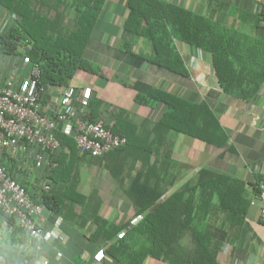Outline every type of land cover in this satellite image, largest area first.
Returning a JSON list of instances; mask_svg holds the SVG:
<instances>
[{
  "label": "crops",
  "instance_id": "0c3cea01",
  "mask_svg": "<svg viewBox=\"0 0 264 264\" xmlns=\"http://www.w3.org/2000/svg\"><path fill=\"white\" fill-rule=\"evenodd\" d=\"M127 1L106 0L84 51V59L100 76L78 71L68 85L91 89L87 119L116 129L126 145L100 158L80 155L74 146L61 149V169L67 179L62 175L56 180H65L63 185H51L42 170L17 161L12 175L27 187L29 196L48 186L63 209L58 217L43 211L40 226L47 237L33 245L20 244L18 238L10 244L14 228H1L0 264H114L97 257L103 240L101 223L128 225L141 211L193 187L198 199L205 189L202 193L210 200L201 211L206 214L202 225L212 233L219 263L264 264V222L259 221L261 207L251 192L252 185L264 180V80L254 95L227 93L210 54L175 39L172 46L181 62L178 72L146 61L154 53L150 42L128 38L123 32ZM159 1L203 18L220 17L215 13L225 8L221 23L256 41L264 40V0ZM45 13L53 35L71 33L75 17L71 9L61 10L58 19L53 10ZM13 20L0 4V35ZM22 50L23 46L20 54ZM29 70L21 57H0V84H17ZM62 90L42 88L45 117L59 109ZM161 95L176 100V123L185 122L194 136L163 123L171 109L157 98ZM232 182L243 184V189L237 188L233 198L222 196L224 185ZM237 198L241 206L233 203ZM233 214L242 217L234 229L226 218ZM144 264L162 263L146 260Z\"/></svg>",
  "mask_w": 264,
  "mask_h": 264
},
{
  "label": "trees",
  "instance_id": "16d2710c",
  "mask_svg": "<svg viewBox=\"0 0 264 264\" xmlns=\"http://www.w3.org/2000/svg\"><path fill=\"white\" fill-rule=\"evenodd\" d=\"M105 2L106 0H0L6 14L14 19L8 30L0 35V57H21L22 60H27L30 68L33 66L39 70V86L43 89L69 87L78 71L100 76V71L84 59V51ZM68 8L75 14L73 30L67 36L53 35L52 22L50 24L45 12L53 10L58 19L60 11ZM127 10L129 14L123 25L124 35L150 42L154 53L146 61L178 72L181 62L172 46L175 39L210 54L216 77L225 92L239 96L254 95L262 84L264 40L256 41L242 33V30L229 28L221 23V16L226 13L225 8H219L215 13V16L221 15L220 17L203 18L159 0H128ZM140 59L143 61L142 57ZM157 98L171 109L164 116L163 123L171 124L169 127L177 132L194 136V132L185 122L176 123L173 105L176 100L166 95ZM79 115L81 118L83 114ZM109 130L114 135L118 133L114 128ZM55 137L61 149L76 147L72 139L60 133H56ZM59 154L61 155L60 152ZM59 154L56 168L40 169L51 185H63L67 179L65 171L61 169ZM16 165L17 160L13 156L5 151L0 152V166L11 175ZM62 175L65 180H56L57 176ZM258 183L251 186L254 197L258 194ZM21 185L28 192L27 187ZM224 186L226 188L222 191V196L233 198L238 192L237 188L242 190L244 185L232 182ZM214 187L217 189L218 184L215 183ZM50 189L37 190L30 198L58 217L63 208L61 201L53 196ZM203 191L205 189L200 191L201 199H198L194 187L173 194L148 212L141 211L136 214L132 219L140 216L139 214L144 215L143 220L136 226L125 224L117 227L101 223L99 236L103 240H113L120 232L125 231L124 236L105 251L104 257L114 264H144L146 260L162 264H220L211 245L212 233L202 225L206 214H201V211L205 212L207 204L210 203L206 199L208 195L203 194ZM198 200L201 204H198ZM224 202L225 199L222 201L223 207ZM235 202L241 206L238 198L233 201ZM226 218L229 228L234 229L238 227L242 217L233 214L230 220L229 217ZM3 227L14 228L10 244H13L15 238H18L20 244H34L35 240L26 235L14 219L7 218L0 212V229Z\"/></svg>",
  "mask_w": 264,
  "mask_h": 264
},
{
  "label": "built area",
  "instance_id": "2783aa9c",
  "mask_svg": "<svg viewBox=\"0 0 264 264\" xmlns=\"http://www.w3.org/2000/svg\"><path fill=\"white\" fill-rule=\"evenodd\" d=\"M28 64V61L25 60ZM39 70L31 67L29 75L17 84L4 81L0 84V152L13 156L17 161L30 162L35 170L54 169L60 152L55 134L72 139L80 155L100 158L126 145V140L114 135L100 123L89 122L92 91L90 88L67 87L62 90L59 109L52 117L41 113L42 88L39 86ZM83 115L79 118V114ZM48 190L49 187L44 188ZM260 204L259 221L264 222V180L258 183L255 196ZM43 207L30 198L28 192L12 175L0 166V212L12 218L23 232L35 241H44L47 233L42 230ZM144 215L133 219L130 226H136ZM125 231L113 240L99 243L98 258ZM44 264H46L44 262Z\"/></svg>",
  "mask_w": 264,
  "mask_h": 264
}]
</instances>
